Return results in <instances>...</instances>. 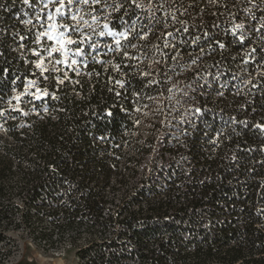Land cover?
<instances>
[{"label": "trees", "instance_id": "16d2710c", "mask_svg": "<svg viewBox=\"0 0 264 264\" xmlns=\"http://www.w3.org/2000/svg\"><path fill=\"white\" fill-rule=\"evenodd\" d=\"M169 2L189 27L168 38L176 48H165L163 36L179 24L134 39L131 59L101 48L111 63H89L79 76L69 73L79 83L58 88L49 76L40 86L59 99L34 101V110L23 103V115L6 101L14 86L22 90L13 78L33 68L12 36L28 34L21 21L32 10L0 0V110L8 108L0 116V264L13 256L16 232L45 253L68 243L80 264H264V31L253 30L264 0ZM239 22L251 42L244 46L228 31ZM196 35L199 46L179 42ZM249 47L256 60L245 64ZM176 79L188 101L163 102L161 110L181 135L169 141L164 133L161 158L140 177L124 148L140 112L171 95Z\"/></svg>", "mask_w": 264, "mask_h": 264}, {"label": "snow or ice", "instance_id": "6c2138e0", "mask_svg": "<svg viewBox=\"0 0 264 264\" xmlns=\"http://www.w3.org/2000/svg\"><path fill=\"white\" fill-rule=\"evenodd\" d=\"M23 4L32 10V15L21 21L28 30L27 35L12 33L13 39L17 42L14 51L25 64L33 66L30 77L34 78L25 76L24 80H21L19 75L15 76L11 83L16 85L17 81H20L22 90L14 86L13 95L6 101L12 111L21 112L23 115H28V112L21 107L23 103L33 104L34 110V101L49 96L53 100L59 99L55 91L50 92L47 86H40L42 82L46 84L49 76L58 88L66 81L79 83L69 73L79 76L81 70L87 68L89 63L101 65L111 63L102 59L104 53L101 48L109 52L121 53L123 57L131 59L127 49L137 47L133 40L137 38L147 40L156 26L166 29L176 24L180 25L179 28L173 27V31L164 33L165 48L177 47L168 39L169 37L176 39L189 31L187 23L177 16L181 11L180 7L170 4L169 0H35V3L32 0H23ZM134 10L139 12L132 19ZM246 11L250 12V9ZM28 15L25 13V16ZM252 19H256L254 14ZM253 30L264 31V16L260 17L259 27H254ZM228 31L241 46H244L246 41L251 43L245 23H233ZM204 36L207 37L208 33L205 32ZM260 38L264 40V35ZM25 40H29V45L24 43ZM200 40L201 36L196 35L189 41L180 39L179 42L199 46ZM215 43L219 48H225V44L220 40H216ZM204 50L200 48L201 52ZM261 51H264V47ZM256 53V47L247 48L243 63L255 62ZM4 55V52L0 51V57ZM30 56L35 59L30 60ZM113 68L119 71L120 65L114 64ZM4 72L7 73V68ZM95 74L99 75V73ZM116 83L121 87L124 86L123 81L117 80ZM246 84H252V81L248 80ZM257 86L252 84L253 88ZM26 97L31 99L25 100ZM2 100L4 97L0 96V101ZM7 111L8 108L0 110V116H4ZM258 127L264 126L258 125Z\"/></svg>", "mask_w": 264, "mask_h": 264}, {"label": "rangeland", "instance_id": "374dc122", "mask_svg": "<svg viewBox=\"0 0 264 264\" xmlns=\"http://www.w3.org/2000/svg\"><path fill=\"white\" fill-rule=\"evenodd\" d=\"M172 82L171 95L156 97L147 109L140 112L133 140L124 148V156L134 159L131 163L137 167L140 177L148 175L155 160L161 158V149L165 147L164 133L167 131L172 134L169 141H175L181 135L179 131L170 127L171 118L166 114V110H161L163 102L171 103L179 99L188 101L185 93L180 94L179 90L175 89L179 85V79ZM141 150L143 153L139 155L138 151ZM11 238L14 240L13 256L6 264H80L76 249L68 243L66 245L64 243L55 252L45 253L20 232L12 234ZM79 244L86 242L82 239Z\"/></svg>", "mask_w": 264, "mask_h": 264}]
</instances>
